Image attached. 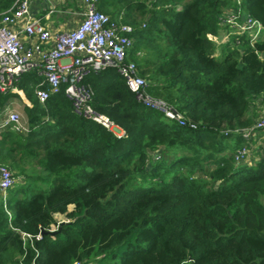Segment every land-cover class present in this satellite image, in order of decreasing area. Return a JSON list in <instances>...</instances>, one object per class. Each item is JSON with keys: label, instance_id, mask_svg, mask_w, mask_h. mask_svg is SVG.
Masks as SVG:
<instances>
[{"label": "trees", "instance_id": "1", "mask_svg": "<svg viewBox=\"0 0 264 264\" xmlns=\"http://www.w3.org/2000/svg\"><path fill=\"white\" fill-rule=\"evenodd\" d=\"M15 1L0 0V13ZM235 3L98 2L133 28L126 61L146 81L139 92L194 128L138 98L113 66L89 70L81 83L121 136L76 113L64 83L41 103L42 78L19 75L27 131H0V164L24 182L7 190L5 204L0 196V264H264V155L233 156L245 143L235 130L252 123L264 95V35L253 45L231 35L215 55L218 15ZM240 6L264 33V0ZM13 96L0 92V105Z\"/></svg>", "mask_w": 264, "mask_h": 264}, {"label": "built area", "instance_id": "2", "mask_svg": "<svg viewBox=\"0 0 264 264\" xmlns=\"http://www.w3.org/2000/svg\"><path fill=\"white\" fill-rule=\"evenodd\" d=\"M76 1L82 6L79 12L80 22L73 29L56 33L48 31L38 21L27 18L31 0H16L10 9L0 13V92L14 90L13 82L34 65V58L37 56L42 63L44 74L42 82L35 90L39 102L43 103L51 94L59 92L64 83L65 96L71 101L76 113L90 117L115 135L121 136L124 132L118 125L93 110L88 103L92 91L81 83L89 70L113 66L124 77L128 87L137 92L138 98L162 111L167 119L194 128V123H187L180 112L163 100L153 99L139 92L146 81L137 74L135 64L126 61L127 52L133 42L132 26L100 11L99 0ZM235 5L225 8L218 15V24L225 30L223 42L228 41L231 35H246L250 45H253L263 37V27L258 20L243 11L240 0H236ZM23 18H26L24 25L20 29L15 28ZM21 34L35 39L30 48L24 49ZM236 42L239 43L237 40ZM257 54L264 61V51H258ZM253 104L256 108L253 113L259 114L258 117L254 115L256 118H253L250 125L235 130L245 140L233 153L236 163H249L254 147L251 142L258 133L264 137V95L258 96ZM5 116L0 129L9 127L16 132L27 131L26 122L18 112L7 109ZM14 183L12 172L0 164V196L4 204L7 190ZM55 229L57 228L51 230ZM20 234L23 241L32 238L27 233ZM40 235L41 232L35 238L38 239ZM72 264L86 263L75 261Z\"/></svg>", "mask_w": 264, "mask_h": 264}, {"label": "crops", "instance_id": "3", "mask_svg": "<svg viewBox=\"0 0 264 264\" xmlns=\"http://www.w3.org/2000/svg\"><path fill=\"white\" fill-rule=\"evenodd\" d=\"M29 10L30 11L27 18L38 21L48 31L56 33L73 29L78 25L81 20L79 12L82 10V6L76 0H31ZM25 22L26 18H23L18 22V25H16L15 28L20 29ZM224 33L225 30L220 29L218 35L215 37L214 41L217 44L215 55H219V47L220 44L223 43V39L221 36H224ZM20 38L22 40L24 49L30 48L35 42V39L28 36L27 34H21ZM34 60V65L27 71L36 72L43 80L44 74L42 63L37 56L34 58ZM14 87L15 89H10V91L15 93L17 96L9 98L3 105H0V124L6 117L5 112L7 109H12L19 113V111H17L16 109L17 107H21L22 111L24 112V106L30 105V101L27 99L23 90L17 88L16 86ZM16 102H18V104H16ZM1 130L2 129H0V131ZM263 139L264 137L258 133L255 140L251 142V144H253V146L255 147V151L263 150ZM252 159H254V157L251 158L250 156L249 163L252 162ZM15 179V182H24V178L22 176H16Z\"/></svg>", "mask_w": 264, "mask_h": 264}, {"label": "rangeland", "instance_id": "4", "mask_svg": "<svg viewBox=\"0 0 264 264\" xmlns=\"http://www.w3.org/2000/svg\"><path fill=\"white\" fill-rule=\"evenodd\" d=\"M222 37V39L224 40L225 39V36H221ZM216 52V51H215ZM16 104H18V102H16ZM17 109V111H19V114H21L20 116L23 118V120H26V117H25V114H24V112L22 111V109H21V107H17L16 108ZM258 115L259 114H257V115H255L256 117H258ZM254 116V117H255ZM255 117V118H256ZM263 144H264V139H263ZM261 155H264V148H263V150H260V151H255V147H253L252 148V150H251V158H258L259 156H261ZM14 177L16 178V176L14 175ZM16 180V179H15ZM17 182V181H16Z\"/></svg>", "mask_w": 264, "mask_h": 264}, {"label": "water", "instance_id": "5", "mask_svg": "<svg viewBox=\"0 0 264 264\" xmlns=\"http://www.w3.org/2000/svg\"><path fill=\"white\" fill-rule=\"evenodd\" d=\"M62 223H64V221H61L59 225H61ZM58 229H59V226H58V228H57V229H55V230H46V231H41V235H42V234H45V233L54 234L55 232H57V231H58Z\"/></svg>", "mask_w": 264, "mask_h": 264}]
</instances>
